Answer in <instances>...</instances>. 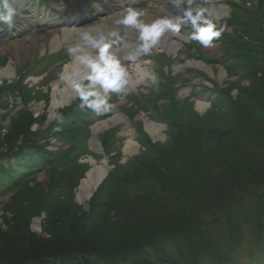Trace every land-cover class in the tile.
<instances>
[{
    "label": "rangeland",
    "instance_id": "374dc122",
    "mask_svg": "<svg viewBox=\"0 0 264 264\" xmlns=\"http://www.w3.org/2000/svg\"><path fill=\"white\" fill-rule=\"evenodd\" d=\"M41 2L36 8L17 0L19 6L33 10L31 15L20 12L12 30L0 21V30L6 32L0 37V69L12 63L15 72L12 79L0 77V254L10 256L58 238L65 242L72 238L91 240L96 248L109 251L122 250L127 242L139 245L155 238L159 253L148 247L150 256L144 264H214L219 257L223 261L235 258L232 260L236 264H251L247 257L255 237L250 229L254 231V226L261 225L264 237V191L257 190L258 185H262L258 189L264 186V156L251 153L241 140L234 141L224 120L257 132L264 140V126L255 120L264 119V0L221 1L220 5L228 10L220 19L226 28L211 47L189 39L190 26L183 32L185 41L174 55L161 48L145 54L139 51L138 42L135 61L121 63L133 76L139 61L145 74L142 83L110 93L109 110L99 114L82 107L75 96L68 107L55 112L52 123L48 122L52 91L65 87L60 75L71 62L66 42L56 51L47 48L42 55L24 53L13 62L11 51H5L11 43L43 36L54 29L32 17H43L40 13L47 1ZM68 3L72 1L65 4ZM152 3L145 0L137 9L150 12ZM58 4L61 2L49 1L47 14L58 17ZM186 7L185 3L178 8L181 16ZM188 61L202 62L214 74L222 67L226 76L219 82L201 69L185 67ZM178 65L182 68L174 70ZM197 101L209 107L197 112ZM33 106L40 107V112L32 113ZM116 114L125 123L109 124L106 130L97 131L95 141L101 152L94 151L91 129ZM140 117L161 127L160 137L151 138ZM179 123L187 124L195 136L206 134V141L200 142L197 137L199 142L193 146L190 138L187 148L174 152L172 136L177 132L174 125ZM128 133L138 149L124 155ZM152 151L164 155L163 160L154 161ZM44 156L49 159L47 163ZM86 158H93L96 164L105 160L108 173L83 206L77 202L76 193L91 168L83 163ZM50 163L58 168L48 170ZM218 165L225 168L227 177L233 166L240 172L234 180L231 177L232 190L215 197L207 174L212 170L209 174L216 176ZM253 169L255 173L251 174ZM253 178L258 179V184H253ZM151 182L159 185L172 203L184 207V212L179 211L183 215L165 212L162 222L154 223L151 213L142 212L139 220L134 212L130 213L142 204L153 205L152 213L162 209L153 201L149 186H140ZM165 218L171 221L165 223ZM37 219L40 228L35 230ZM225 235L229 238L225 239ZM214 249L217 256L210 254ZM49 263L62 264L53 260Z\"/></svg>",
    "mask_w": 264,
    "mask_h": 264
},
{
    "label": "bare ground",
    "instance_id": "6f19581e",
    "mask_svg": "<svg viewBox=\"0 0 264 264\" xmlns=\"http://www.w3.org/2000/svg\"><path fill=\"white\" fill-rule=\"evenodd\" d=\"M223 0H214L213 5L216 9V11L219 14L220 19L223 18L227 13L228 10L224 4L220 5V2ZM124 2V1H122ZM153 3L150 5L151 11L147 12V9H143L145 12L144 17L142 19L150 23L153 20L157 18H164L169 15L173 16H181L179 12L178 7L175 6V0H153ZM88 4V3H87ZM86 3L83 4L81 11H85L88 7ZM56 12L58 14V17L56 15L52 16V14H47V10L49 11L48 4L43 10L40 15L43 17L40 18L36 17L37 21H45L47 22L48 26H51L54 28L52 31L48 32L47 34L41 36L38 35L35 38L27 37V39H22L18 43H11L8 47L5 49H2L1 51H11L12 55V62L17 61L19 57L22 54H37L42 55L46 53V49L50 51H56L60 47L62 42H66V45L68 49H71L77 45L84 46V42L82 40V33L85 29L87 31L93 33V34H99L103 32L105 35H107L110 32L117 33L118 37H113L112 50L115 52L116 56L126 62H134L135 58L137 57V54L135 52L136 44L138 41V32L135 30L129 29L119 23V21L123 17V11L124 7L119 6L117 10L112 11L111 13H104L99 12V9L96 10V13L94 14H85L84 17L80 20H73V17L70 13V10L72 9V6L66 7L63 4H58V6H55ZM98 7V6H97ZM104 8V7H103ZM95 12V11H93ZM98 13L101 14V16H98ZM46 18V19H45ZM188 26L182 27L181 32L183 30H187ZM167 33L165 34L161 42L153 48L156 50L157 48H161L165 50L168 53H174L177 52V49L180 48V46L183 45L185 39L183 33ZM2 33L0 31V37H2ZM11 60V59H10ZM12 63H8L5 68L0 69V77L2 79H12L15 77L14 67H12ZM194 67L197 70H202L208 77L216 78L219 82L223 77L226 76L223 68L221 67L218 69L217 73L214 74L213 69L211 67H208L201 62L197 63L194 61H188L185 64V67ZM75 65L73 64V57L71 56V62L67 63L66 66L63 67V73L68 74L71 71H73ZM135 74L132 76L129 74V87H134L144 80V72L141 70V67L139 66V61H137L135 66ZM182 67L178 65L174 68V70L181 69ZM65 87L62 88V90H59L58 88H54L52 91V105L49 111V118L48 122L52 123L56 118V111L63 109L65 107H68L75 96L77 94L70 88L69 84L65 82ZM188 91H184L183 94H187ZM197 110V112H202L206 110L209 106L207 103L203 101H197L194 105ZM40 107L33 106L31 107L32 113H39ZM140 120H143L144 123V130L147 132L148 135H150L151 138L157 139L161 132V127L157 126L156 124L152 123L150 120L145 119L144 117H140ZM125 123V121L122 119L120 114L114 115L110 120H106V122H102L99 124H95V126L91 129V132L93 133L92 139H91V147L94 151L101 152V146L97 141H95L96 132L97 131H103L106 130V127L109 126V124H117V123ZM33 129H36V126L33 127ZM125 145L122 149V153L124 155L133 154V152L137 151L138 145L131 136H128L125 141ZM87 163L88 165H91V168L87 171L85 174V178L82 179L78 185L77 193H76V199L79 204L85 206L86 202L90 198V196L94 195L99 185L102 183V181L105 180L108 173L107 163L106 161H102L100 163L95 162L93 158H86V160L83 161V163ZM39 221L38 219L34 222V229H38L39 227Z\"/></svg>",
    "mask_w": 264,
    "mask_h": 264
},
{
    "label": "clouds",
    "instance_id": "9594fccd",
    "mask_svg": "<svg viewBox=\"0 0 264 264\" xmlns=\"http://www.w3.org/2000/svg\"><path fill=\"white\" fill-rule=\"evenodd\" d=\"M182 16L169 15L145 22L144 10L126 7L119 23L138 32L139 51L149 54L167 33H179L182 27L190 26L188 38L208 48L225 31L213 0H175V6L185 4ZM21 15L15 7V0H0V21L9 28L15 18ZM117 33L93 34L87 29L82 33L84 46L69 49L75 65L68 74L61 73L60 80L67 82L81 100V106L96 113L109 110L110 93L122 92L129 83V73L112 50L111 38ZM153 82L155 77L153 76Z\"/></svg>",
    "mask_w": 264,
    "mask_h": 264
},
{
    "label": "trees",
    "instance_id": "16d2710c",
    "mask_svg": "<svg viewBox=\"0 0 264 264\" xmlns=\"http://www.w3.org/2000/svg\"><path fill=\"white\" fill-rule=\"evenodd\" d=\"M233 43L235 42L233 41ZM235 45H239V44L235 43ZM244 100H247V99H244ZM248 100L247 101L249 103L251 99L248 98ZM244 105H249L246 107H250V105L251 107H253L252 104H244ZM258 119L259 118L255 119L256 123L264 126V119L262 120H258ZM224 121L226 122L227 127H229L227 129L233 132L232 137L235 138L234 141L241 140L242 142L241 144L244 143V146L248 147L250 151H252L251 153H256V154L258 153L261 156H264V140L262 139L261 136L258 135L257 132L256 133L250 132L249 130L241 126H238L237 124H234L231 121H227V120H224ZM186 125L187 124H184L182 126L181 123H179L178 125L176 124L174 125V128L177 129V132L175 133V137L172 136V138L175 142V145H173L174 147L173 150L176 153L180 152L179 149L182 152L185 148H187V146H189L187 143V140H189L190 138H193L194 140L193 146L199 142V139H200V142L206 141L205 139L206 134L203 136L200 134L195 136V134H193L195 133V131H192L193 132L192 133L191 131L187 129L188 125L187 126ZM197 137L199 139H197ZM182 140H184L185 143H183ZM186 143H187V146H186ZM233 146L235 148V145ZM214 147H218V146L215 145ZM214 150H219V149L214 148L213 151ZM226 150L227 149H225V154H227ZM152 153H153L152 157L154 161L161 162V160H163L162 157H164V155H158L156 151H152ZM43 158H45L46 163L49 161L47 157L44 156ZM248 164L249 163H247L246 165ZM262 164L264 168V161L262 162ZM246 165H243L242 167L246 168ZM48 166H49L48 170L58 168V167H55L56 165L53 166L51 163ZM231 168L232 169H229L231 172H229L228 177L227 175L225 176V170H224L225 168H223V166L221 167V165H218L216 168L217 170H219V173L216 176L214 175L212 176L211 174H209V172L212 170L207 169L209 171L207 174V178L209 179V181L213 182L212 192L215 197L216 196L220 197V195L224 193L227 194L224 190H227V189L228 191L232 190V188L230 187L231 181L234 180V176H236V174H239L240 171L237 169L233 170L234 168H236L235 166ZM254 173L255 172L253 169L251 174H254ZM251 176L255 177L253 175ZM231 177L233 178V180H231ZM257 180L258 179L252 180L254 185L258 184L259 181ZM141 185L142 187L149 186L148 191L153 192L152 194L153 201H155L156 204L162 205V209L161 208L158 209L162 211L155 210L156 212L152 213L151 208L153 205L147 206V205L142 204L140 205V207L135 208L130 211V213L134 212L133 214L135 218L139 220V217H140L139 214H142V212H147V213H151V215H149L151 221L154 223H157V222H162L163 219L161 216H163L165 212L172 213L173 215L174 214L183 215L179 211L184 212L185 211L184 207L176 202L172 203V201L169 199V196L163 192L164 190L163 191L161 190L159 185H157L154 182L141 183L140 186ZM260 186L258 185V187ZM258 187H257V190L264 191V186L259 189ZM161 191L164 194H162ZM149 192L147 193L150 194ZM155 198H157L159 201H157ZM159 212L160 214H158ZM172 214L170 215L172 216ZM168 219L171 221V218H165L164 222L165 223L168 222L167 221ZM175 221L176 220H174L172 223H175ZM181 225L184 226L185 224L182 223ZM256 242L259 243V241H256ZM148 247L156 250V253H159L158 248L156 246L155 238L154 240L152 239L145 240L144 243L139 244V245L137 244L135 245V241H133V243L127 242V244L122 245V250H115V251L98 249L95 246V242L91 240L89 242H85V241L82 242V240L72 238L69 240V242H65L61 238H58V240L54 241L53 243L41 242L37 244V246L35 247L27 248L26 250H21L19 253H16L10 256L8 254H0V264H51L49 262L52 260L55 263L60 261V263L62 264H144L145 259L150 256V253H149L150 249H148ZM107 252H110V253L107 254ZM210 254L217 256L216 249L211 250ZM213 258L214 256L212 257V260ZM193 259L195 260L196 258H193ZM218 259H221V258H218ZM147 260L148 259H146V262ZM189 261L191 260H188V262ZM213 262L215 261L213 260Z\"/></svg>",
    "mask_w": 264,
    "mask_h": 264
}]
</instances>
